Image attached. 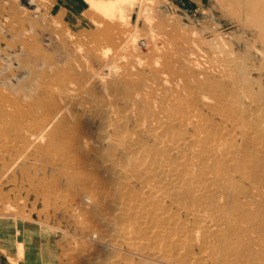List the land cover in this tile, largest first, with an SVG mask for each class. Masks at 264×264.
<instances>
[{
  "label": "rangeland",
  "instance_id": "374dc122",
  "mask_svg": "<svg viewBox=\"0 0 264 264\" xmlns=\"http://www.w3.org/2000/svg\"><path fill=\"white\" fill-rule=\"evenodd\" d=\"M104 117L122 126L118 151L104 140L111 129L96 133ZM165 123L179 146L168 144L172 163L199 138L196 123L258 165L247 173L264 175V40L243 6L0 0V264H76L66 253L85 245L103 254L117 247L119 264L138 263L90 223H114L110 214L120 221L126 204L147 212L148 223L161 208L178 209L133 171L130 136L142 142L139 157L153 155L148 150L160 144L148 131ZM243 130L257 137L252 147ZM238 184L231 189L241 198L252 195L249 181ZM128 213L131 221L138 215Z\"/></svg>",
  "mask_w": 264,
  "mask_h": 264
},
{
  "label": "bare ground",
  "instance_id": "6f19581e",
  "mask_svg": "<svg viewBox=\"0 0 264 264\" xmlns=\"http://www.w3.org/2000/svg\"><path fill=\"white\" fill-rule=\"evenodd\" d=\"M230 1L244 7L246 20L258 26L264 40V0ZM113 4L110 3L108 6H114ZM4 83L15 87L14 83L6 79ZM140 108L142 109L141 106ZM159 118L157 117L161 121ZM146 120H143L140 129H147ZM119 123L112 118L104 117L103 122L97 127V134H105L106 128L112 130V135L104 139L111 150L118 151L123 145L120 140L122 126ZM181 123L185 126L187 122L183 119ZM165 124V129L156 126L155 129L152 128L153 130L150 127L148 131L149 136L160 144L148 150L153 152V155L139 157L142 142L140 144V140L137 141L136 137L130 136V142L134 145L131 153H137L133 171L142 173L143 183H156L161 186L157 194L159 198L161 200L167 198L178 209L172 211L168 206V214H166L167 211L161 208L162 213H157L156 222L148 223L147 219H143L147 212L142 216L143 213L137 209V204H126L128 212L133 214L138 212L137 216H132L133 221L127 212L122 215L120 221L116 215L110 214L114 223L93 222L90 226L97 229L106 244L114 239H116L115 245L125 244L132 255L139 257L140 261L136 264H264V185H261L262 182L264 183V175L247 173L248 168L252 171L258 170V165L244 156L241 151L239 153L235 143H229L223 137H214V134L211 135L203 124L201 127L196 123L194 128L199 138L195 137L194 144L190 145L187 142L184 146L182 144L183 147L177 150V158L172 163L168 160V144L171 149L179 146L175 148L172 137L168 136V123ZM261 127L264 129V125ZM243 131L248 137L245 143L250 147L255 145L257 137L248 136L249 134ZM185 148L194 151L193 154L191 153L192 156L189 152H185ZM262 151L264 152V149ZM240 155L244 157L242 161H237V156ZM237 173H240V180L236 176ZM243 180L251 183L253 193L245 194L244 198H241V189L232 190L231 185L233 182L238 184ZM84 247L80 250L73 249L66 255L76 264L120 263L117 258L119 252L117 247L110 251L108 249L104 254L93 253V248L91 250V247L90 249ZM83 250H87V253Z\"/></svg>",
  "mask_w": 264,
  "mask_h": 264
}]
</instances>
